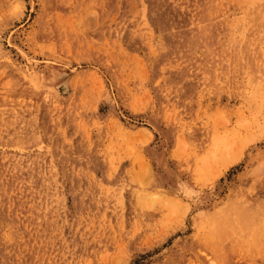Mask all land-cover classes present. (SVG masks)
<instances>
[{
  "label": "rangeland",
  "instance_id": "obj_1",
  "mask_svg": "<svg viewBox=\"0 0 264 264\" xmlns=\"http://www.w3.org/2000/svg\"><path fill=\"white\" fill-rule=\"evenodd\" d=\"M263 1L0 0V264H264Z\"/></svg>",
  "mask_w": 264,
  "mask_h": 264
},
{
  "label": "bare ground",
  "instance_id": "obj_2",
  "mask_svg": "<svg viewBox=\"0 0 264 264\" xmlns=\"http://www.w3.org/2000/svg\"><path fill=\"white\" fill-rule=\"evenodd\" d=\"M179 1V0H178ZM242 1V0H241ZM245 2H246V0H244ZM255 1H257V0H255ZM202 2H204V1H202ZM252 2H253V0H251V5H253L252 4ZM264 2V1H263ZM241 3H243V2H241ZM241 3H239V4H241ZM244 4V3H243ZM7 6H6V10H5V13H4V19H8V18H10L11 17V15H12V13H15L16 12V10H18L19 11V5L15 2H9V3H7L6 4ZM210 5V4H209ZM249 5H250V3H249ZM250 5V7H252ZM256 5V4H255ZM226 7V6H225ZM247 9V8H246ZM3 10V9H2ZM248 11V10H247ZM260 12H261V10H259ZM4 12V11H3ZM258 12V11H257ZM2 15V14H1ZM3 16V15H2ZM262 17V16H261ZM3 19V20H4ZM0 20H1V18H0ZM133 136H136V135H133ZM141 137V136H140ZM139 137V138H140ZM137 140V139H136ZM204 174H206V173H204ZM208 178H210V177H208ZM202 180V179H201ZM221 228V227H220ZM54 237V236H53ZM74 241V240H73ZM213 242V241H212ZM63 244V243H62ZM73 244V243H72ZM66 245V244H65ZM59 246V245H58ZM119 246V245H118ZM63 250H65V249H63ZM62 251V250H61ZM66 251H67V249H66ZM57 253V252H56ZM57 254H60V253H57ZM52 255V254H51ZM50 255V256H51ZM51 258V257H50ZM62 258V257H61ZM106 258V257H105ZM58 259V258H57ZM68 259V258H67ZM63 260H64V258H63ZM103 260H104V258H103ZM64 261H66V260H64ZM105 261V260H104Z\"/></svg>",
  "mask_w": 264,
  "mask_h": 264
}]
</instances>
